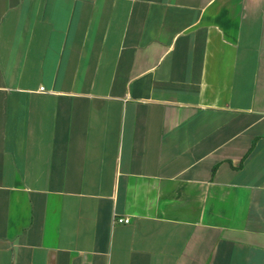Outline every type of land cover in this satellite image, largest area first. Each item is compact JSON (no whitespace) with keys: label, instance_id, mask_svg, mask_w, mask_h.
I'll use <instances>...</instances> for the list:
<instances>
[{"label":"crops","instance_id":"0c3cea01","mask_svg":"<svg viewBox=\"0 0 264 264\" xmlns=\"http://www.w3.org/2000/svg\"><path fill=\"white\" fill-rule=\"evenodd\" d=\"M0 264H264V0H0Z\"/></svg>","mask_w":264,"mask_h":264},{"label":"built area","instance_id":"2783aa9c","mask_svg":"<svg viewBox=\"0 0 264 264\" xmlns=\"http://www.w3.org/2000/svg\"><path fill=\"white\" fill-rule=\"evenodd\" d=\"M41 89H43V86L40 87ZM114 222L116 223H128V218L126 217H119V218H115Z\"/></svg>","mask_w":264,"mask_h":264}]
</instances>
